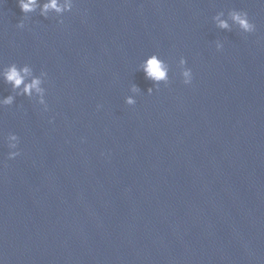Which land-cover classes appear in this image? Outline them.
I'll return each mask as SVG.
<instances>
[{
  "label": "water",
  "instance_id": "1",
  "mask_svg": "<svg viewBox=\"0 0 264 264\" xmlns=\"http://www.w3.org/2000/svg\"><path fill=\"white\" fill-rule=\"evenodd\" d=\"M23 15L0 3V73L46 71L48 110L0 76V99L14 96L0 105V264H264V0H75L62 23L37 8L19 28ZM153 53L169 82L148 94Z\"/></svg>",
  "mask_w": 264,
  "mask_h": 264
},
{
  "label": "clouds",
  "instance_id": "2",
  "mask_svg": "<svg viewBox=\"0 0 264 264\" xmlns=\"http://www.w3.org/2000/svg\"><path fill=\"white\" fill-rule=\"evenodd\" d=\"M3 0H0L2 3ZM18 6L24 14L22 19L17 23V27L24 28L26 21L29 20V13L35 12L37 8L40 10V14L47 18L48 13L53 11L60 14V23L63 22L62 14L65 12H71L74 8L75 0H17ZM223 13H218L214 19L217 22L219 28L229 29L230 25L228 20L221 19ZM229 16L233 23L238 25L239 29L243 33H251L256 30V25L250 20L248 12L245 10L233 9L230 11ZM223 47V44L217 43L216 48L219 50ZM187 61L184 57L180 58V75L184 84H190L193 79L192 69L186 67ZM140 70L143 71L146 79L153 81V87L148 88V94L153 92V88H159L161 82L167 84L169 82V67L166 62L161 59L156 53L148 55L141 63ZM0 76L7 84H11L14 90H19L17 95L33 96L35 93L38 97V102L43 105V110H48V104L45 98L46 89L43 87L44 80L42 77L47 76L46 71H42L40 75H34L33 69L30 65L24 64L18 66L16 63H11L5 67ZM29 77H31L29 79ZM22 86V87H21ZM130 91L136 93L139 91L138 87L133 84ZM14 101L13 95H8L3 99H0V105H11ZM125 103L128 105H134L136 103L135 95H128L125 97ZM99 107V106H98ZM7 147L10 151L7 153L9 159H13L20 154L18 149L19 137L15 133H9L6 137Z\"/></svg>",
  "mask_w": 264,
  "mask_h": 264
}]
</instances>
